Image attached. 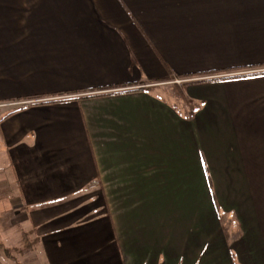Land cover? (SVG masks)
I'll return each mask as SVG.
<instances>
[{
  "label": "crops",
  "instance_id": "0c3cea01",
  "mask_svg": "<svg viewBox=\"0 0 264 264\" xmlns=\"http://www.w3.org/2000/svg\"><path fill=\"white\" fill-rule=\"evenodd\" d=\"M0 109V241L264 264V0H0Z\"/></svg>",
  "mask_w": 264,
  "mask_h": 264
},
{
  "label": "rangeland",
  "instance_id": "374dc122",
  "mask_svg": "<svg viewBox=\"0 0 264 264\" xmlns=\"http://www.w3.org/2000/svg\"><path fill=\"white\" fill-rule=\"evenodd\" d=\"M180 81L181 78H178ZM174 79H172L171 82H173ZM183 81L179 82V83H174V85L171 84H166L163 85L161 88L159 89H164L165 92H168V94L170 95H178V90L182 89L183 86ZM20 107L18 106L17 108L11 107V106H7L3 109H9L10 111L14 110V109H19ZM3 109H0L1 111ZM3 110V111H5ZM3 155L0 153V184H6L9 180V175H10V171L9 169L5 168L3 161H2ZM11 193V191L9 190H5L4 189H0V196H3L4 194H9ZM7 196H11V195H7ZM22 219V215L20 213H16L10 217H8V220H12L13 222H15V224H17L18 222H20ZM27 224V225H26ZM21 228L23 230L28 229V223L24 222L21 225ZM15 235V234H14ZM14 237H12L13 239ZM15 238L17 239V235H15ZM32 236L29 235L27 233V238L25 240L26 243H32ZM5 240V239H4ZM2 243V244H1ZM7 249V251L10 253V259L5 255H4V249ZM39 254L37 253V251H35V248L29 250L26 248L23 249V247L20 244H14V241H0V262L5 263V264H40L39 262V258H38Z\"/></svg>",
  "mask_w": 264,
  "mask_h": 264
},
{
  "label": "trees",
  "instance_id": "16d2710c",
  "mask_svg": "<svg viewBox=\"0 0 264 264\" xmlns=\"http://www.w3.org/2000/svg\"><path fill=\"white\" fill-rule=\"evenodd\" d=\"M17 110V109H16ZM14 112V111H13ZM26 238H27V235L26 234H22V238H21V240H23V247L26 249H29V250H31L32 249V244L31 243H26L25 242V240H26ZM5 253V255L8 257V258H10L11 256H10V253L9 252H7V251H4ZM12 258V257H11ZM13 259V258H12Z\"/></svg>",
  "mask_w": 264,
  "mask_h": 264
},
{
  "label": "built area",
  "instance_id": "2783aa9c",
  "mask_svg": "<svg viewBox=\"0 0 264 264\" xmlns=\"http://www.w3.org/2000/svg\"><path fill=\"white\" fill-rule=\"evenodd\" d=\"M173 82L177 84V83L182 82V81H180L178 78H175V79L173 80Z\"/></svg>",
  "mask_w": 264,
  "mask_h": 264
}]
</instances>
